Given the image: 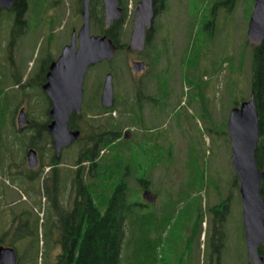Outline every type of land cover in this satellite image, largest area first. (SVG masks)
Instances as JSON below:
<instances>
[{
  "label": "rangeland",
  "instance_id": "1",
  "mask_svg": "<svg viewBox=\"0 0 264 264\" xmlns=\"http://www.w3.org/2000/svg\"><path fill=\"white\" fill-rule=\"evenodd\" d=\"M45 1L38 11L29 12V19L32 25L47 26V31L37 29L28 33L14 54L15 62H7V55L0 51V102L26 106L31 118L37 121H43L47 105L39 84L41 67L57 47L58 53L62 45L68 44L71 29L77 31L82 23L77 0H61L60 5ZM137 1L127 0V4L136 6ZM218 1L166 0L154 19L151 42L142 53L122 49L116 51L111 61L98 63L87 71L84 109L93 105L96 108L105 73L113 75L115 109L112 113L103 110L106 114L100 109H97L100 113L94 110L99 115L92 123L100 124L106 119L121 121L125 138L143 142L147 152L153 155L152 161H156L148 174L149 191L141 195L134 174L129 177V189L139 200L146 197L152 202L149 209L156 214L168 200L167 209L174 212L170 224L181 210L185 216L191 213L189 223L193 224L197 214H201L198 225L169 224L160 242L148 252L144 236L154 237L156 233L137 232L134 225L136 233L129 235V241L125 240L121 264H247L241 199L238 184L234 182L226 122L235 101L240 102L250 94L252 47L246 31L254 0H234L225 6H219ZM95 3L99 7V0ZM41 9L45 13L53 12L54 16L48 22L47 18L37 21L35 15ZM131 24V18H127L120 43L128 42ZM90 28L96 34L91 22ZM5 29L0 26V43L5 41L6 45ZM135 59L145 62V70L132 71L131 63ZM20 74H26L27 80L35 81L37 87H26L22 100L21 91L15 85V77ZM37 94L42 97L41 101ZM138 94L144 97L142 119L134 123L129 111L124 109ZM154 99L158 104L153 103ZM4 118L0 142L3 147L8 143L12 146L0 152V244L14 247L16 264H48L55 260L59 246L52 201L39 191L40 174L45 173V166L36 179L27 176L24 140H28L29 131L27 128L16 131L14 117ZM84 121L81 118L76 122L88 129L83 132L87 138L93 128ZM120 143L124 144V138ZM81 144L74 142L61 152L58 169L61 205H67L74 195L70 191V178L64 177L65 170L86 165L75 164ZM109 153L105 150L102 160ZM108 156L113 168H123ZM190 168L204 173L199 193L186 185ZM45 178L50 187L52 180L49 176ZM184 187L187 190L180 197ZM215 204L220 208L216 213L222 211L225 216L221 226L215 225V214L209 209Z\"/></svg>",
  "mask_w": 264,
  "mask_h": 264
},
{
  "label": "trees",
  "instance_id": "2",
  "mask_svg": "<svg viewBox=\"0 0 264 264\" xmlns=\"http://www.w3.org/2000/svg\"><path fill=\"white\" fill-rule=\"evenodd\" d=\"M165 1L153 0L154 10L164 7ZM233 1L219 0L217 3L219 6H225ZM25 2L26 0H15L19 12H25ZM126 5L127 0H123L124 15L122 19L112 21L109 26H106L102 9L97 7L95 0L90 2L91 23L95 32L111 37L119 49L123 45L120 40L124 32ZM203 25L205 27L206 23ZM251 47L252 73L249 88L258 113L260 130L254 155L256 166L264 170V39L261 43L251 45ZM147 98L149 100V96ZM143 100L144 97L138 94L135 101L127 103L129 106H125L124 110L129 111L134 123L140 122L139 120L142 119ZM153 103L158 104V101L154 99ZM237 103L238 101H235L234 105ZM5 107L6 105L0 102V111ZM99 109L109 110L112 113L115 105L109 109L103 107H99ZM88 120L93 131L88 133L87 138H84L83 132L88 129L80 125L82 133L77 142H82V144L75 161V164L85 162L86 165H81L73 170L68 168L64 172V177L70 178V191H73L74 194L68 204L61 205L59 202L58 194L61 188V183L58 182L59 168L57 172L53 173V176L49 177L52 180L50 187L44 177L39 189L42 195L52 201V212L57 228L56 243L59 246V251L55 255V260L48 264H121V251L124 243L126 244L125 240L129 241V235L136 233L134 225H137V232L156 233L154 237L143 235L145 250L148 252L160 242L162 232L173 220L174 212L167 209L168 200L163 202L161 211L156 214L155 211L149 209V204L142 205L141 199L139 200L135 192L129 189V177L133 174L141 192L143 189H148V174L156 161H152L153 155L147 152L144 143L128 141L124 136V124L121 121L106 120L94 125L91 119ZM72 123L73 118L71 117L69 124L72 126ZM4 124L5 118L0 115V128ZM29 128L31 130L30 144L36 146L42 141V135L46 130L45 122L32 120ZM122 138H124V144L120 143ZM156 146L154 145V149L157 148ZM101 150H108L110 152L108 155L115 159L116 165H122L123 168H113L109 163L108 155L104 157L105 160H102ZM137 152L139 155H136ZM55 162L59 163V160ZM202 177H204L202 171L190 168V178L186 182L187 187L197 190L196 193H199L202 187ZM234 182H237L235 173ZM194 185L197 187H193ZM185 190H187L185 187L182 188L180 197L184 196ZM260 192H264L263 181L260 184ZM130 196H133V199H130ZM142 207H144L143 212L140 211ZM209 209L215 214V225L220 224L219 226H221L225 218L224 213L222 211L216 213L217 209H220L216 204ZM190 214L185 216V212L183 213L181 210L173 223L176 225H198L201 214H197L194 224L193 222L189 223ZM18 219L20 222L22 221V218ZM18 225L21 224L18 223ZM259 252H263L261 248H259ZM150 257L151 252H149L148 258Z\"/></svg>",
  "mask_w": 264,
  "mask_h": 264
},
{
  "label": "water",
  "instance_id": "3",
  "mask_svg": "<svg viewBox=\"0 0 264 264\" xmlns=\"http://www.w3.org/2000/svg\"><path fill=\"white\" fill-rule=\"evenodd\" d=\"M12 0H0V7L10 6ZM82 24L78 31V44L73 38L65 45L58 60L51 65L47 82L43 85L51 99V121L48 131L53 138L57 151L68 146L80 134L78 128L70 129V113L80 111L83 96V78L91 64L102 59L113 58L116 45L106 34L90 33L89 0L82 1ZM104 17L107 25L118 20L123 12L118 0H103ZM154 17L153 0H139L135 9L128 48L143 49L145 30L150 27ZM251 44H259L264 39V0H255L246 32ZM143 61H134V71L143 69ZM101 103L104 107L113 104L112 74L105 75ZM27 122L23 109L17 117L20 128ZM227 130L231 145V164L239 181V192L242 203V225L250 264H264V256L258 253V247L264 249V192H260L261 181H264V170L255 162V149L260 130L258 113L253 96L250 95L237 106H233L227 120ZM29 167L37 164L36 152H27ZM17 257L13 247L0 245V264H16Z\"/></svg>",
  "mask_w": 264,
  "mask_h": 264
},
{
  "label": "flooded vegetation",
  "instance_id": "4",
  "mask_svg": "<svg viewBox=\"0 0 264 264\" xmlns=\"http://www.w3.org/2000/svg\"><path fill=\"white\" fill-rule=\"evenodd\" d=\"M42 1H44V0H26V2H25L26 6H25V12L24 13L19 12V10L16 7L15 0H12L10 6H8V7H6V6L0 7V26L4 27V29L6 28L4 31L7 34V39H6L7 43H6V45H5V41H2V43H0V51H2L3 53H5V55H7V58H6L7 62L8 61L15 62V59L13 60V57L15 58L14 54L16 52L18 53V49L20 47L21 41L28 33H30L33 30H37V29L47 31V29H46L47 26L43 27L39 23H35L32 25L31 21L29 19V17H30L29 12L31 10H34V9L36 11H38V8L41 7ZM46 1H48V0H46ZM52 1H53V4L57 3L58 5H60L62 2L61 0H52ZM77 1L80 2V0H77ZM99 1H101L99 8L102 9V13H103V2H102V0H99ZM97 2H98V0H97ZM118 4L122 8L123 0H119ZM164 5L165 4H163V6ZM57 7H60V6H57ZM153 8H154V6H153ZM163 8L164 7H162L161 9H158V10H156V9L154 10L155 15H154V18L151 22V25H150V27L146 28V41H145L144 49L146 48L147 44L151 42V38H152L153 33H154V19L163 10ZM53 16H54L53 12L45 13L44 9H41L40 13H36L35 19L37 21H39L42 18H44V19L47 18L46 20L48 22L49 19L52 18ZM77 34H78V30L76 31L74 28H72L70 35H69L70 36L69 42H70L71 37H72L74 39L75 43L77 44L78 43ZM62 44H64V43H62ZM64 45L61 46L60 51L58 53H57V51L59 49L57 47L55 50V54L50 56L48 58L47 62L45 64H43V66L41 67V76L42 77H41V81L39 82V84H41L40 86H41L42 91L44 92V96L47 100V105L44 108V114H43L45 117L43 122H45L46 130H45V133L42 135V141L37 143L38 145H36V146L28 145L25 148L24 162H25L26 169H27L26 173H27V176H29V177H35L36 175L41 173L44 166H45V173L42 175L46 176V177L47 176L51 177V176H53V173L57 172V169L60 167L59 166L60 164L55 162V161H58L60 159L61 153L60 154L57 153V151L53 145L52 135L48 131V124L50 123V121L52 119L51 115H50L51 99L48 96V94L46 93L45 89L43 88V85L47 82V75H48V72H49L51 65L53 64V62L58 60V58L61 54V51L63 50ZM124 49H126L127 51H130V52L135 51L137 54L142 53L144 51V49H142V50L128 49L126 46H124ZM135 60H141V59H135ZM101 62H104V60H101L99 62L91 64L88 67L87 71L91 67H93L96 64L101 63ZM13 67H14V65L11 66V72L14 71ZM86 75H87V72H86L84 79H83V86H84V82H85V87H86L85 79L87 78ZM15 81H17V83L15 85H17L18 89L21 91V95H22L21 100H22L23 95H25L24 91L26 90L25 89L26 87H28L30 89L31 88L32 89L37 88L35 81L27 80L26 74H20V75L16 76ZM101 90H102V84L100 85L99 101H100ZM38 98L40 101L42 100V97L40 95H38ZM0 99H1V97H0ZM83 101H84V99H83ZM83 101H82V105L84 106L86 101H84V103H83ZM95 104H98V103H95ZM18 107H19V109H17ZM21 109H23L24 116L28 119V122L26 125L24 124L21 128H18L16 121H17V117H18ZM94 110H97V108H95V105H93L92 108H85L84 109L82 107V110L80 112H76L75 110H73L70 113V117L73 118V123H72L71 128H75V127L79 126V124H77L76 121L78 119H81V118H84L85 119L84 122H86V123H87V121L89 122L88 118H91L92 122L95 121L99 114H97V113L94 114L93 113ZM106 112L107 111H105V112L102 111V113H105V114H106ZM98 113H100V112L98 111ZM0 115H3V117H12V118L14 117L16 129L18 128V130H22V128L24 126H28L31 123V119L28 116L29 113H28V109L26 108V106H20L19 104L15 105V104H13V102L9 103V105L7 104L5 109L0 111ZM106 120H108V119H106ZM11 146H12V144L8 143V145L6 147H3V146L0 147V152L9 150L10 149L9 147H11ZM31 148H33L35 150L36 157H37V164L34 167H28V165H27L26 154H27V151ZM44 156H46L47 159ZM259 254L264 255V249H263V252L259 253Z\"/></svg>",
  "mask_w": 264,
  "mask_h": 264
}]
</instances>
